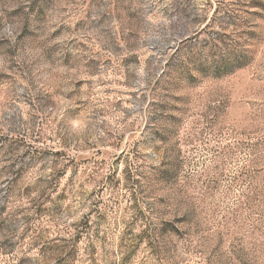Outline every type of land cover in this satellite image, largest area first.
Wrapping results in <instances>:
<instances>
[{
	"label": "rangeland",
	"instance_id": "obj_1",
	"mask_svg": "<svg viewBox=\"0 0 264 264\" xmlns=\"http://www.w3.org/2000/svg\"><path fill=\"white\" fill-rule=\"evenodd\" d=\"M0 264H264V0H0Z\"/></svg>",
	"mask_w": 264,
	"mask_h": 264
}]
</instances>
